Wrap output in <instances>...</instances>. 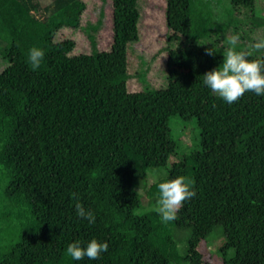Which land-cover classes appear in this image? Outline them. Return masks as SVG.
<instances>
[{"label":"trees","instance_id":"1","mask_svg":"<svg viewBox=\"0 0 264 264\" xmlns=\"http://www.w3.org/2000/svg\"><path fill=\"white\" fill-rule=\"evenodd\" d=\"M220 1L163 0L164 43L146 61L134 47L142 0H110L108 13L105 0H0V264H264V98L224 103L202 75L225 49L199 46L225 33L236 10L264 27V10ZM64 30L81 31L88 51L56 39ZM32 46L45 52L36 70ZM159 64L164 87L148 79ZM192 119L199 137L181 145L170 124ZM178 175L196 195L161 223L157 184ZM72 193L94 224L75 216ZM91 238L108 242L98 259L64 254Z\"/></svg>","mask_w":264,"mask_h":264},{"label":"clouds","instance_id":"2","mask_svg":"<svg viewBox=\"0 0 264 264\" xmlns=\"http://www.w3.org/2000/svg\"><path fill=\"white\" fill-rule=\"evenodd\" d=\"M239 40V33L228 38V47L224 50L223 60L215 68L206 71L202 77V84L224 103L231 105L245 92H252L264 98V59H249L251 51H237L235 45ZM255 51L264 50V39L250 45ZM211 52L210 50H208ZM45 52L42 48L32 46L26 54V62L33 70L41 66ZM74 214L89 225L95 223V213L86 208L75 194ZM196 195L192 181L183 175L172 179H165L157 184V199L154 211L161 223L174 221L183 203ZM108 251L107 241L91 238L86 242L75 240L67 244L64 254L72 261H79L85 257L88 260L98 259L102 253Z\"/></svg>","mask_w":264,"mask_h":264},{"label":"rangeland","instance_id":"3","mask_svg":"<svg viewBox=\"0 0 264 264\" xmlns=\"http://www.w3.org/2000/svg\"><path fill=\"white\" fill-rule=\"evenodd\" d=\"M43 4H46L48 1L51 0H41ZM89 2H99L101 0H88ZM110 0H105V4H103L104 10L106 13H108V6H109ZM257 5L261 7V9L264 10V0H256ZM220 3H228V0H221ZM220 6H223L220 4ZM142 9V18L139 25V41L134 46L135 51L138 54H142L146 61H149L150 56L154 55L160 48H162V45L164 43V37H165V25H164V16H163V9H164V3L163 0H142L141 4ZM218 10V14H222V12ZM235 20L234 22L229 26L227 31L225 33H221L215 36H212L208 38L207 40H201L199 42V46H207V47H221L225 49L228 47V38L235 33H239V40L237 41L236 45L234 46L235 49L238 51H251L253 52V55L257 57H261L264 55V50L255 51L250 48V45L260 39H264V27L259 29H253L252 24L250 21V12L246 9H240L236 10L233 14ZM83 22L81 25H84L86 20L90 19L89 15L83 16ZM105 28H108L106 24H108V20L105 21ZM82 32L77 30L74 32H70L68 30L61 31L60 34L56 37V39H62V38H71L74 39L76 43V52H86L89 49V45L87 40L81 35ZM110 34L108 29H105L104 32L101 35L102 41L109 42ZM182 46H187V43L180 44ZM107 49V48H104ZM3 69V66H1L0 62V71ZM165 74H164V67L163 64H159L157 68H152L151 73L148 75V79L153 81L157 86L164 87L165 84ZM134 85H138L136 83H133ZM175 119V118H174ZM172 122V120H171ZM171 128L173 129V135L178 142L183 144H188L190 142V137L196 134L197 137H199V131L197 129L195 120H190L186 123H179L177 120L173 121V124H170ZM185 129V130H184ZM184 131V133H183ZM157 174H163V171L160 169H156ZM157 177H153L150 175L147 177L146 182L147 186L152 184ZM139 189L138 191L140 194H142L143 203H146L148 198L146 196V189ZM181 236L183 239L187 237L189 234L188 230H182ZM218 235L216 232H212L208 236V241L210 244V247L208 249H211L213 255H215L217 248L221 244V239L217 237ZM185 249L186 243L182 245Z\"/></svg>","mask_w":264,"mask_h":264}]
</instances>
